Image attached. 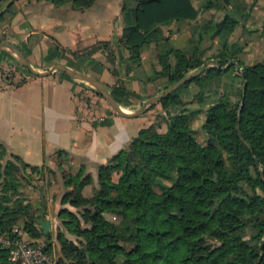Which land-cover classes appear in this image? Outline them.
<instances>
[{
  "label": "trees",
  "instance_id": "trees-1",
  "mask_svg": "<svg viewBox=\"0 0 264 264\" xmlns=\"http://www.w3.org/2000/svg\"><path fill=\"white\" fill-rule=\"evenodd\" d=\"M45 1L54 5L71 1L81 10L95 0ZM13 5V0L0 3V19ZM242 5L247 7L239 0H204L203 8L222 10L224 16L209 20L191 33L195 52L201 49L206 33L230 32L236 24L243 23L248 12L241 9ZM250 8L251 4L247 10ZM198 13L192 0H123L120 42L128 51V59L140 65L144 47L156 42L160 61L168 55L174 60L163 88L199 67L204 60L196 62V55L191 57L184 49L172 46L164 31L172 23L195 20ZM99 47L92 46L89 52ZM215 60L216 65L206 66L183 85L236 70L238 61L242 67L241 94L238 101L222 94L211 104L210 138L205 145L196 141L188 114L181 110L168 118L166 133L155 128L141 129L127 148L112 155L106 165H100L98 186L92 193H82L83 185L91 180L89 174L78 182L70 174L65 181L66 186L74 185V190L63 196L62 202L78 211L62 207L58 217L69 233L80 238L75 243L63 232L58 236L73 264H264V159L259 156L264 154V63L245 65L225 50ZM178 99L172 91L159 103L168 108ZM65 154L58 151V157ZM6 155V148L0 144L4 188L15 181L20 165L39 169L16 154ZM112 173H118L117 180L111 178ZM153 179H157L160 192L154 190ZM243 184L249 187L250 194L242 193ZM105 212L119 215L120 222L110 226L102 217ZM39 220L27 221L21 228L33 238L40 237L44 230L36 226ZM188 224L194 228L186 232ZM0 230H6L1 220ZM124 241L134 246L125 248L121 245ZM60 259L66 262L62 256ZM6 261L7 251L0 247V264Z\"/></svg>",
  "mask_w": 264,
  "mask_h": 264
},
{
  "label": "crops",
  "instance_id": "crops-1",
  "mask_svg": "<svg viewBox=\"0 0 264 264\" xmlns=\"http://www.w3.org/2000/svg\"><path fill=\"white\" fill-rule=\"evenodd\" d=\"M122 2L95 0L80 10L71 1L54 5L45 0H26L23 11L16 13L18 18L25 15L26 29L18 30V23L13 20L11 26L20 33L13 42L26 39L31 51L39 52L40 42L51 35L62 45L64 53L47 68L61 62L93 75L111 88V94L124 111L131 112L137 108L143 88L154 89L161 84L155 73L151 76L148 73L160 67L168 69L173 64L169 59L173 57L164 56L160 61L158 44L152 42L142 50L140 65L128 59V51L120 42ZM178 23L175 27L172 26L175 23L165 26L164 31L172 46L183 49L191 30L188 24L178 26ZM96 42L103 45L93 52L79 51L78 55L68 52L90 48ZM3 55L0 53V58ZM13 59L9 56L5 63ZM91 87L64 72L28 75L16 84H5L0 73V144L6 148V157L16 154L24 162L41 168L45 164L52 167L58 151L64 152L59 157L63 168L72 171L83 167L91 181L97 182L98 167L124 148L139 125L134 120L136 117L120 116L106 103L100 102V111L89 107L82 97L85 92H93ZM126 94L136 99L126 100ZM94 101L99 103L97 99Z\"/></svg>",
  "mask_w": 264,
  "mask_h": 264
},
{
  "label": "rangeland",
  "instance_id": "rangeland-1",
  "mask_svg": "<svg viewBox=\"0 0 264 264\" xmlns=\"http://www.w3.org/2000/svg\"><path fill=\"white\" fill-rule=\"evenodd\" d=\"M13 1L14 7L5 11L0 19V40L19 45L22 50L24 49L25 55L30 57L33 61L36 69L46 70L49 64L60 58L61 54L64 53L62 45L51 35H48L44 42H40L39 52L31 51L29 47L30 43L26 39L13 42L14 39H16L14 37H18L16 35H20V33L15 31L16 29L11 26V23L16 20L18 23V30L26 29L27 24L24 14L19 18L16 15L19 10L21 12L23 11V4H25L26 0ZM239 1L247 6H241L242 10L244 9L245 12H248L243 23L236 24L230 32L223 30L218 35H211L210 32L206 33L205 40L200 46L201 49L196 52L194 38L190 36L188 40L185 41L183 49L191 57L196 55V62L202 60L205 62L209 59L215 60L219 52L225 50V52L235 54L245 65L256 62L264 63V0ZM192 2L198 9V17L194 21L186 24L181 22L178 23V26L188 24L191 33L197 28L205 25L209 20L217 21L224 16L222 10L203 8L204 0H192ZM0 3L5 5L7 0H0ZM249 4H251V8L248 11L247 8ZM172 26L175 27L177 25L175 23ZM102 43L103 42H96L92 44L90 48L95 45L102 46ZM224 43H226L225 48H223ZM90 48H80L75 51V55H78L79 51L89 52ZM0 53L4 54V57L0 58V61H3V63H0V73L3 75L5 84H16L23 81L28 75L34 76V74H32L11 51L0 49ZM9 56L14 57L13 61H7V63H5ZM169 60L172 63L174 62L173 58ZM214 65H216V60L214 63H210L207 66ZM166 67H160L158 70H151L148 73L149 76L155 73V79L159 80L158 84H160V82L161 84L159 87H154V89L143 88L140 92L142 98L136 102L137 104L135 103L137 108L146 100L161 93L166 88L163 87L168 82V74L171 72L172 65L168 69ZM55 73L61 74L63 72L56 70ZM241 73L242 69L236 68V70H231L219 77H212L204 82H192L187 85L181 84L174 89L179 97L177 103L170 105L168 108H163L159 101H157L146 107L139 115L135 116L136 118L134 120L138 123L139 129L133 133L131 138L126 142L124 148L128 147L129 143L141 129L155 128L161 134L166 133L168 118L181 110L188 114L189 125L193 128L196 141L201 145H205L210 138L208 122L212 115L211 104L216 102L222 94L228 95L233 101L239 100L241 94ZM91 88H93V92H85V96L83 95L82 98L87 101L89 107L99 110L100 102H103V104L108 103L102 95L97 93L98 91L94 87ZM87 94H90V96L87 97ZM135 97L132 94H126V100H135ZM96 99L99 103L94 101ZM259 156L261 159H264V154H260ZM107 162L104 165H106ZM59 163L60 159L58 157V159L53 161L52 167L45 164L38 170H31L20 165L19 169L15 172V181L10 182L6 188H4L6 185H4L2 178H0V220L6 230H11L15 227H23L27 221L36 220L37 218L40 220L48 218L50 220V229L48 232H44L40 237L49 244L50 248H52L57 255L62 256L68 264H71L73 259L63 252L58 234L59 232H63L75 243H77L80 237L67 231L65 225L62 223V219L58 217V211L62 207H66L74 212L78 211L77 207H73L68 202H62L63 196H68L74 190V185L66 186L65 181L71 174L74 181L78 182L86 176V173H84V170L80 171L74 169L70 171L69 169L63 168ZM111 178L117 180L118 173H112ZM162 181L166 184L171 183L168 179H163ZM152 183L154 190L160 192L157 179H153ZM97 186L98 179L97 182L89 180L83 185L82 192L92 193L93 188ZM242 193L244 195L251 193L246 184L242 186ZM3 196H7L10 199L4 200ZM102 217L110 226L118 224L121 219L119 215L111 212L103 213ZM35 224L37 227L41 228L39 221L35 222ZM193 228V224H188L186 232ZM248 231L251 233V228H248ZM108 240L113 241L114 239L108 238ZM121 245L125 248H132L134 246L131 241H124Z\"/></svg>",
  "mask_w": 264,
  "mask_h": 264
},
{
  "label": "water",
  "instance_id": "water-1",
  "mask_svg": "<svg viewBox=\"0 0 264 264\" xmlns=\"http://www.w3.org/2000/svg\"><path fill=\"white\" fill-rule=\"evenodd\" d=\"M0 49H6V50L11 51L13 54H15L17 56V58L19 59V61L23 65H25L28 68V70L34 75L44 76V75L51 74L52 72H54L56 70H60L71 78L87 82L88 84H90L92 87H94L103 96V98L112 107V109L115 110V112L118 115L123 116V117H129V118L139 115L146 107H148L152 103L159 101L161 98L169 95L178 86H180L181 84L190 80L192 77L198 75L207 65L215 62L214 59L206 60L196 70L185 74L184 76H182L181 78H179L175 82L171 83L161 93L152 96L151 98L146 100L137 109H135L131 112H126L118 104V102L116 101L114 96L108 90L107 86L101 80L94 77L93 75H90L86 72H82L79 70L72 69V68L66 66L65 64H63L61 62L54 63L53 65H51L46 70H38L31 64V62L29 61V59L26 57V55L23 53V51L21 50V48L19 46L12 44V43H9V42H6V41L0 40ZM235 64H236V68L242 69V67L238 61H236ZM241 75H242V73H241ZM241 106H242V102H241ZM237 130L239 131V123H237ZM240 138L248 146V148L250 150H252L251 145L242 137V135H240ZM261 176H263V175L261 174ZM39 223L41 225V228H43L44 232L45 233L48 232V230L50 229V220L48 218L45 220H39Z\"/></svg>",
  "mask_w": 264,
  "mask_h": 264
},
{
  "label": "built area",
  "instance_id": "built-area-1",
  "mask_svg": "<svg viewBox=\"0 0 264 264\" xmlns=\"http://www.w3.org/2000/svg\"><path fill=\"white\" fill-rule=\"evenodd\" d=\"M0 247L7 251L5 264H66L41 237L20 227L0 230Z\"/></svg>",
  "mask_w": 264,
  "mask_h": 264
}]
</instances>
